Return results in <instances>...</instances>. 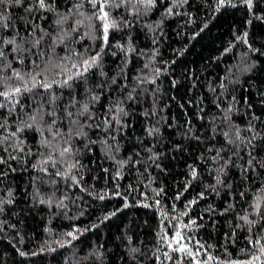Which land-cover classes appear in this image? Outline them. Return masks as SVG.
I'll return each mask as SVG.
<instances>
[{"label":"trees","instance_id":"16d2710c","mask_svg":"<svg viewBox=\"0 0 264 264\" xmlns=\"http://www.w3.org/2000/svg\"><path fill=\"white\" fill-rule=\"evenodd\" d=\"M6 10L22 29L24 7ZM131 13H124L131 26L110 33L101 60L106 75L93 68L87 82H72L75 100L99 97L89 109L101 128L107 108L122 102L128 115L115 139L104 144L106 133L85 129V139L72 141L74 158L55 156L45 174L42 161L63 139L21 123L38 104L47 110L44 89L24 93L11 113L0 109L4 134L24 128L12 147L0 146V264H203L208 256V264H246L254 256L264 264V0L251 8L244 0H156L139 16ZM52 91L58 104L67 102L68 89ZM237 131L240 140L226 143ZM88 140L98 142L85 148ZM76 161L79 186L53 174ZM192 221L184 234L199 249L195 260L160 239ZM74 229L76 239L66 235Z\"/></svg>","mask_w":264,"mask_h":264},{"label":"snow or ice","instance_id":"6c2138e0","mask_svg":"<svg viewBox=\"0 0 264 264\" xmlns=\"http://www.w3.org/2000/svg\"><path fill=\"white\" fill-rule=\"evenodd\" d=\"M155 3L156 0H64V4L67 6L62 10L58 0H0V109L11 113L19 104L18 98L24 93H32L37 87L44 89L48 95L47 110H45L44 103H40L32 113L28 114L30 122L21 120V123H24L28 129L36 128L37 125L46 127L50 133H53V139L62 138L64 143L58 152L53 149L48 154L47 158L42 161L40 171L48 174V169L43 165L55 167L57 163V160L54 159L55 156L61 160L64 157L74 158L79 149L74 150L72 141L73 139H85L88 136L85 129H99L106 133V138L99 142L107 144V137L115 139L113 133L118 131L117 126L120 128L125 126L121 120L128 113L119 106L122 102H117L115 106L107 108L110 115L104 116L103 128L100 124L94 123L95 115L90 111L89 105L98 102L99 97L89 95L87 102L75 100L72 82L80 78H84L87 82L86 74L93 68L98 70L99 75L105 76L101 60L105 48L110 45V33L119 30L122 25L131 26L132 22L124 15L129 9H132V15L139 16L142 9H150L155 6ZM228 3L231 4V0H228ZM244 3L251 8L252 0H244ZM219 4L224 6L225 0H219ZM85 5L88 6L87 10H84ZM21 6L24 7L26 13L24 17L20 18L23 21L22 29L11 24V16L6 10L9 7ZM119 9H123L119 17L113 15L114 10ZM167 11L170 14L172 9L169 8ZM49 18H51V22L47 23ZM240 39H244V37H240ZM86 40L87 44L84 43ZM96 41H99L98 48ZM77 45L80 47H76ZM117 47L121 46L117 45ZM37 58L42 59L38 60ZM13 64L20 67H13ZM48 73H51L50 79ZM58 77H63V79H57ZM152 82L154 83V81ZM112 83H115V78L112 79ZM53 85L69 90V98L63 105L57 103L59 98L52 91ZM85 92L90 93L91 89L86 88ZM127 98L133 101L136 99L131 94ZM7 124V117H5L0 122V146L8 144L9 147H12L10 142L17 138V133L23 132L24 128L16 127V131L4 134ZM60 126H62V130ZM109 129L113 131L110 132ZM37 130L40 129L37 128ZM223 135L226 138L229 137L228 132H224ZM233 136L235 139H226V143L235 144L240 140L239 131L233 133ZM97 142L88 140L84 147L88 148L89 144ZM49 146L50 141L46 139L43 147L48 148ZM3 150L7 152V148ZM19 150L22 151V149ZM148 151L151 150L148 149ZM10 158L14 159L15 157ZM3 163H6V160L0 156V164ZM65 167L66 171L57 170L53 174L61 177L64 181H70L71 184L79 186L83 177H77L74 174V170L78 171L82 167L79 161L65 163ZM191 176L193 179L197 176L194 168L191 171ZM115 178H120L119 172ZM159 194L158 192L157 195ZM9 195L11 194L9 193ZM11 202L8 201V203ZM40 202L44 203L43 200ZM195 202L191 201L190 204ZM156 203L159 204V201L157 200ZM2 211L3 209L0 208V212ZM242 219L244 218L242 217ZM192 224H195V221L179 228L173 226L172 236L169 237L167 232H164L160 234V239L171 252L195 260V257L200 254L199 249L194 252L190 247L191 238L184 234V229L190 228ZM76 231L78 229L69 231L66 235L76 239ZM186 239L188 243L184 242ZM252 243L255 246L260 242ZM203 247L202 244L199 246V248ZM131 251L135 253L136 249L133 248ZM260 251L264 254V245L261 246ZM20 254L25 255L23 252ZM164 256L166 259H172L169 252H165ZM259 259V256H254L246 264H255V261ZM210 260L212 257L208 256L203 264H208ZM195 264H201V262L195 261ZM234 264H238V262H234Z\"/></svg>","mask_w":264,"mask_h":264}]
</instances>
